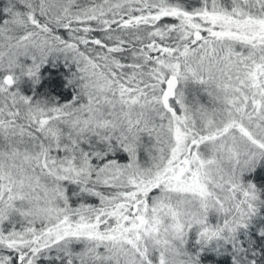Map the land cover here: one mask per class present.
<instances>
[{
	"label": "snow or ice",
	"instance_id": "6c2138e0",
	"mask_svg": "<svg viewBox=\"0 0 264 264\" xmlns=\"http://www.w3.org/2000/svg\"><path fill=\"white\" fill-rule=\"evenodd\" d=\"M0 264H264V0H0Z\"/></svg>",
	"mask_w": 264,
	"mask_h": 264
}]
</instances>
